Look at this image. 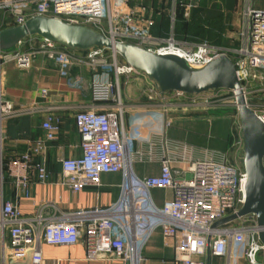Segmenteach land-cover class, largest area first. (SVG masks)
Returning <instances> with one entry per match:
<instances>
[{"label": "built area", "instance_id": "built-area-1", "mask_svg": "<svg viewBox=\"0 0 264 264\" xmlns=\"http://www.w3.org/2000/svg\"><path fill=\"white\" fill-rule=\"evenodd\" d=\"M257 1L245 0L242 44L236 49L178 40L174 35L153 36L148 27L136 22L135 10L127 4L129 0H0V31L23 25L33 16H41L89 26L115 41L132 42L159 55H177L193 68H202L226 54L234 61L246 92L250 81L264 80V8L257 7ZM122 12L126 15L122 16ZM25 46L27 50H24ZM15 47L16 50H9ZM105 50L94 47L80 55L79 51L38 35L27 36L11 48H0V181L5 166L16 190L15 199L0 198V258L4 259L7 254L12 261L41 264L43 244L75 245L83 241L87 261L146 264L144 251L159 232L164 247L172 250L173 258L162 259L158 264H207L208 248L210 255L229 256V264H235L240 258L247 264H264V244L258 237L260 229L254 214L213 227L214 223L237 213L243 206L247 182L244 167L206 156L189 159L186 170L179 177V172L172 166L175 158L163 144L159 174L139 177L132 165L135 156L143 154V150H134V143L141 137L142 125L138 119H131L127 127L124 125L121 100L114 92L113 82L108 79L92 81L93 105L75 114L81 154L63 156L59 163L61 184L74 192L86 186H99L103 174L122 172L124 179L119 198L94 211L67 212L52 217H44L41 213L35 217L23 214L19 200L30 196L32 177L40 182L49 178L46 155L50 142L60 132L61 117L53 111L47 112L42 121L44 136L4 165L3 120L32 114L36 108L15 107L6 98L2 69L11 63L20 69H29L35 57L43 55L54 60L62 70L80 63L107 70L109 65L102 57ZM113 61L117 85L121 75H146L120 61L116 53H113ZM48 92L44 88L41 95L47 97ZM158 92L163 99L169 94L191 104L208 102L205 97H199L202 93H161L159 88ZM154 97L155 94L150 96ZM258 115L264 121V114ZM171 123L172 120L167 118L166 126ZM237 146L243 153L242 138ZM149 152L153 160L152 146ZM188 174L190 179H186ZM154 189H170L173 196L158 205L153 199Z\"/></svg>", "mask_w": 264, "mask_h": 264}, {"label": "crops", "instance_id": "crops-1", "mask_svg": "<svg viewBox=\"0 0 264 264\" xmlns=\"http://www.w3.org/2000/svg\"><path fill=\"white\" fill-rule=\"evenodd\" d=\"M135 1L129 0L128 3L133 5ZM244 8L245 0H203L201 9L208 12L204 15V22L199 19L195 21L191 16L188 19H178L173 14L169 20L162 17V22L159 17L154 18L151 31L162 38L174 35L178 40L207 42L236 49L242 44ZM27 49L25 46L24 50ZM79 52L83 55L85 51ZM1 77L5 96L15 107L36 108L32 114L3 120L1 136L4 165L11 158L26 152L37 139L44 136L42 121L47 112L53 111L61 117L60 132L57 138L50 142L46 155L49 178L46 182H40L36 177H32L30 196L21 197L19 200L23 214L26 217H35L41 213L44 217H52L67 212L94 211L115 203L121 193L124 179L122 172L103 174L99 186H86L81 191L74 192L61 184L59 163L63 156L76 157L81 154L75 114L78 110L93 105L90 89L92 81L116 80L113 70L94 69L87 63L73 64L62 70L57 63L43 55H37L32 66L26 70L13 63L5 65ZM122 81L125 86L121 89L119 85L116 93L122 103L121 119L126 127L131 119H138L142 125L141 137L134 143V150H143V154L136 155L132 165L139 177L159 174L163 144L175 158L172 166L179 172V177L186 170L189 159L216 156L212 151L217 146L214 145V140L218 138L219 125L215 124L214 120L207 123V119L201 118L199 110L202 103L191 104L188 100L175 99L169 94L163 99L159 97L158 86L154 80L146 75H125L122 76ZM44 88L49 91L47 97L41 95ZM205 93L199 97H205ZM154 94L155 97L150 98ZM167 118L172 120L169 127L166 126ZM228 132V148L230 151L234 150L235 154L238 151V154L243 155L237 146V142L242 138L241 132L233 139L229 130ZM231 140H234V146ZM224 142L227 143L226 137ZM151 146L153 160L150 159ZM216 160L220 161L218 158ZM152 195L158 205H163L164 201L173 196L170 189H154ZM1 197L5 200H13L16 197V190L5 166L0 181ZM42 251L41 264H106L87 261L83 241L75 245L43 244ZM144 256L147 258L146 264H158L162 259L171 260L173 252L164 247L158 232L146 247ZM229 261V256L210 255V264H229ZM0 264L32 263L28 260L12 261L6 254L4 259L0 258ZM235 264L247 263L245 259L240 258Z\"/></svg>", "mask_w": 264, "mask_h": 264}, {"label": "water", "instance_id": "water-1", "mask_svg": "<svg viewBox=\"0 0 264 264\" xmlns=\"http://www.w3.org/2000/svg\"><path fill=\"white\" fill-rule=\"evenodd\" d=\"M30 35L48 38L75 51L83 52L94 47L109 49L127 64L153 79L161 93L178 91L200 94L222 89L233 91L243 139V167L247 174L246 199L237 213L217 221L213 227L254 214L260 229L258 237L264 244V121L249 105L236 65L230 56L223 54L202 68H193L177 55H159L132 42L115 41L89 26L41 16H33L23 25L1 30L0 48H11ZM190 178L191 175H186V179ZM207 264H210V248L207 252Z\"/></svg>", "mask_w": 264, "mask_h": 264}, {"label": "rangeland", "instance_id": "rangeland-1", "mask_svg": "<svg viewBox=\"0 0 264 264\" xmlns=\"http://www.w3.org/2000/svg\"><path fill=\"white\" fill-rule=\"evenodd\" d=\"M203 0H136L135 4L129 5V7L135 10V20L141 26L148 27L150 29V34L156 36L152 33L151 27L155 22L154 18L159 17V21L164 17L166 20L172 18V15L183 17L184 19H188L191 16V19H199L204 22V15H207V10L202 11L201 4ZM257 7L264 8V0L257 1ZM210 13V11H209ZM156 14H159L157 16ZM126 12H122V16H125ZM163 20V18H162ZM148 21H151L150 24ZM159 22V23H160ZM159 37V36H157ZM17 47L9 49L16 50ZM119 56V55H118ZM103 59L106 60V63L109 65L107 68L113 70V53L111 50L107 49L103 53ZM119 58V57H118ZM56 63L54 60H52ZM114 72V70H113ZM121 75L118 78L120 88L123 89L125 86V82L122 81ZM129 76H131L129 74ZM114 92L117 93V80L113 81ZM246 98L253 110H255L258 114H264V80L255 81L252 80L247 85L246 89ZM117 96V94H116ZM205 99H207V103L200 105L201 111L199 114L201 118L207 119V123H210L214 120V123L219 125V129L217 130L218 138L215 141L214 145L216 146L215 150L212 151L214 155H216V159L218 158L220 161L223 159L226 163L243 167V155L241 153L235 154L234 150L230 151L228 145L230 143V136L228 135V130L230 131V135L232 139L234 137H238L241 132L239 115L237 112L235 97L233 92L230 90H210L205 93ZM115 103L116 101H111ZM206 123V122H205ZM225 137L227 139V143L224 142ZM223 138V139H222ZM231 144L234 146V140H231ZM218 142V143H217ZM230 146V145H229ZM240 152V151H239ZM259 259L261 257L259 256Z\"/></svg>", "mask_w": 264, "mask_h": 264}, {"label": "trees", "instance_id": "trees-1", "mask_svg": "<svg viewBox=\"0 0 264 264\" xmlns=\"http://www.w3.org/2000/svg\"><path fill=\"white\" fill-rule=\"evenodd\" d=\"M177 18H178V19H182V17H180V15H179V16L177 15ZM106 50H107V49H106ZM118 57H119L120 61H124L120 56H118Z\"/></svg>", "mask_w": 264, "mask_h": 264}]
</instances>
